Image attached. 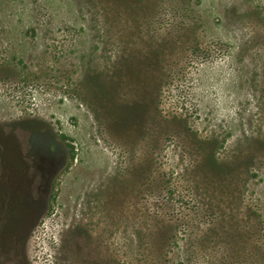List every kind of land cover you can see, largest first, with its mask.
Segmentation results:
<instances>
[{"label": "rangeland", "instance_id": "rangeland-1", "mask_svg": "<svg viewBox=\"0 0 264 264\" xmlns=\"http://www.w3.org/2000/svg\"><path fill=\"white\" fill-rule=\"evenodd\" d=\"M214 227L264 264V0H0V264H213Z\"/></svg>", "mask_w": 264, "mask_h": 264}, {"label": "trees", "instance_id": "trees-1", "mask_svg": "<svg viewBox=\"0 0 264 264\" xmlns=\"http://www.w3.org/2000/svg\"><path fill=\"white\" fill-rule=\"evenodd\" d=\"M110 2V0H108ZM139 1V0H138ZM113 3H115V1H113ZM110 7L109 6V10L108 12L110 13ZM141 6L138 5L136 7H134V9H138ZM167 68L164 71V75H166L167 73ZM168 76V75H167ZM218 166V165H217ZM213 173L211 176L210 174H205V176H201L200 177V181L202 184H204L208 187H210V190L212 191V195H213V203L216 204L217 206H206L205 207V213L207 211L210 212V216H214L215 219L218 221V213H221V222L224 223V221L228 218V216H230L229 219H232L233 221H236L234 219V213L230 210V205L228 204L227 200L225 198H227V193L229 194V185H230V181L233 178H237V175L234 172H216ZM188 175L193 176V174L191 172H189ZM194 179V178H193ZM195 180V179H194ZM193 180V181H194ZM233 181V180H232ZM229 183V184H228ZM196 182L194 181L195 185ZM193 193V191H192ZM194 197H192L193 199H197V196L193 193L191 194ZM234 210V208H233ZM236 211V210H235ZM232 214H231V213ZM236 214V212H235ZM232 215V217H231ZM237 222V221H236ZM237 225H240L239 222H237ZM223 225H221L222 227ZM197 230V229H196ZM198 231V230H197ZM212 233L215 235H219L221 232L218 228L215 229V227L212 229ZM225 236L222 237V233L220 235V237L217 240V237L211 236L210 237V244L211 249H215V251L217 252V256L214 259L213 264H231V262H235V264H258V262H256L255 259H257L255 256L257 255V253L255 254L254 252H251V254L253 253V256L247 255L246 257H243V255H241L239 252V250L236 248L235 246V242L237 241L239 243V240H237L236 238L233 237H237L239 234H231V233H227L225 232L224 234ZM200 238L202 237V235H199ZM262 242L258 241L255 239V244L258 246H261ZM202 247H204L205 251H209L210 250L202 245ZM237 253V254H236Z\"/></svg>", "mask_w": 264, "mask_h": 264}]
</instances>
